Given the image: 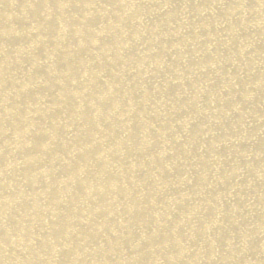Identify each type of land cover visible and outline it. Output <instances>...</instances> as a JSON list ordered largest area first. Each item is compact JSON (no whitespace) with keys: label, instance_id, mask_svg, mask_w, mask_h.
<instances>
[{"label":"bare ground","instance_id":"bare-ground-1","mask_svg":"<svg viewBox=\"0 0 264 264\" xmlns=\"http://www.w3.org/2000/svg\"><path fill=\"white\" fill-rule=\"evenodd\" d=\"M0 264H264V0H0Z\"/></svg>","mask_w":264,"mask_h":264}]
</instances>
